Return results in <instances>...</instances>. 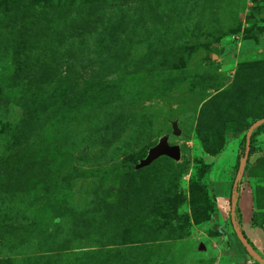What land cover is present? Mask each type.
Instances as JSON below:
<instances>
[{
	"label": "rangeland",
	"instance_id": "obj_1",
	"mask_svg": "<svg viewBox=\"0 0 264 264\" xmlns=\"http://www.w3.org/2000/svg\"><path fill=\"white\" fill-rule=\"evenodd\" d=\"M263 123L264 0H0V264H264Z\"/></svg>",
	"mask_w": 264,
	"mask_h": 264
},
{
	"label": "water",
	"instance_id": "obj_2",
	"mask_svg": "<svg viewBox=\"0 0 264 264\" xmlns=\"http://www.w3.org/2000/svg\"><path fill=\"white\" fill-rule=\"evenodd\" d=\"M160 156H166L177 160L179 158V149L177 146H169L165 140L162 139L158 145L149 150L147 157L140 163V166H146Z\"/></svg>",
	"mask_w": 264,
	"mask_h": 264
},
{
	"label": "trees",
	"instance_id": "obj_3",
	"mask_svg": "<svg viewBox=\"0 0 264 264\" xmlns=\"http://www.w3.org/2000/svg\"><path fill=\"white\" fill-rule=\"evenodd\" d=\"M264 130V123L256 127V129L249 135V138H255L260 132Z\"/></svg>",
	"mask_w": 264,
	"mask_h": 264
}]
</instances>
